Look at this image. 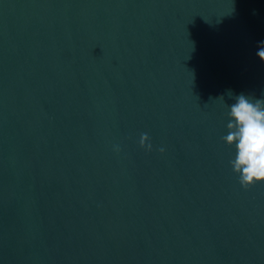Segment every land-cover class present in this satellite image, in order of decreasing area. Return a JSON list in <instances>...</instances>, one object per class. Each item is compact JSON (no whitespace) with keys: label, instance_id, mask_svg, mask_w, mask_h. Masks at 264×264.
Masks as SVG:
<instances>
[{"label":"water","instance_id":"95a60500","mask_svg":"<svg viewBox=\"0 0 264 264\" xmlns=\"http://www.w3.org/2000/svg\"><path fill=\"white\" fill-rule=\"evenodd\" d=\"M260 40L264 0H0V264H264L221 140Z\"/></svg>","mask_w":264,"mask_h":264},{"label":"clouds","instance_id":"9594fccd","mask_svg":"<svg viewBox=\"0 0 264 264\" xmlns=\"http://www.w3.org/2000/svg\"><path fill=\"white\" fill-rule=\"evenodd\" d=\"M256 55L264 61V40L257 42ZM233 100L226 104V132L221 140L231 149L229 164L243 188L264 183V97L256 98L240 92L228 91ZM221 99L224 95L219 96ZM139 144L146 150L152 149L147 132L140 133ZM114 150L120 151L119 145ZM164 152V147L159 148Z\"/></svg>","mask_w":264,"mask_h":264}]
</instances>
